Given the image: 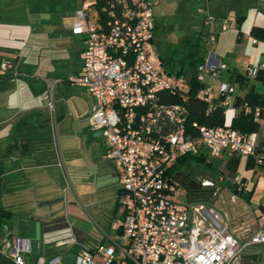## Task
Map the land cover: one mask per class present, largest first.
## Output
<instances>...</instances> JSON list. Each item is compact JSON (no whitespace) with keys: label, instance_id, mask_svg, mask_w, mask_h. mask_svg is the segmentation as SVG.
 <instances>
[{"label":"built area","instance_id":"obj_1","mask_svg":"<svg viewBox=\"0 0 264 264\" xmlns=\"http://www.w3.org/2000/svg\"><path fill=\"white\" fill-rule=\"evenodd\" d=\"M154 1L81 0L74 10L71 31L83 33L85 44L81 71L69 81L83 86L94 99L89 125L105 140L103 156L117 166L119 215L102 229L100 239L82 243L72 259L63 261L55 254L48 264H229L251 244L264 245V227L240 238L217 207L176 199L182 185L175 164L182 155L218 156L227 151L264 164V141L258 140L257 130L241 131L225 122L193 121L187 132L184 100L193 70L188 77L172 74L152 60ZM204 11L207 42L212 44L229 22ZM9 65L0 63L4 70ZM225 67L212 49L196 63L194 73L201 83L196 96L208 109L216 103L232 104L235 83L220 81L214 89L207 80L218 78ZM245 70L250 77L259 72L264 77V63H248ZM165 92L179 98L167 101ZM243 106L259 120V106ZM234 183L237 190L245 187L238 175ZM2 229V249L19 264H28L23 254L29 251L28 238L9 237L6 224ZM58 242L71 243L74 237Z\"/></svg>","mask_w":264,"mask_h":264},{"label":"crops","instance_id":"obj_2","mask_svg":"<svg viewBox=\"0 0 264 264\" xmlns=\"http://www.w3.org/2000/svg\"><path fill=\"white\" fill-rule=\"evenodd\" d=\"M158 1V13L165 18L163 22L169 20L171 13H179V17L173 20V25H178V28L185 26L188 31L194 32L197 38L193 45L196 47L194 50L199 52L198 57L203 58L208 50L212 49L217 58L226 64L225 68L219 69L218 78L207 79L214 89L220 81H228L236 84V94H243L250 86L264 93V89L254 80L249 78L244 81L242 76L244 82L241 81L237 67L230 65L232 62L237 64L234 54L245 53L250 39L253 44L262 41L258 48L261 50L259 61L260 64L263 63L264 0ZM80 4L81 0H0V63L7 61L10 64L6 70L0 67V222L9 224V237L21 235L28 238L29 251L23 254L29 264H48L50 257L59 254L56 250L67 244L80 247L82 243L92 242L86 243L88 229L78 225L77 219L72 221L70 209L64 204L66 199L59 187L63 177L72 187L70 173L74 178L73 167L77 166L78 158L73 148L78 141L75 136L77 131L72 129L77 121L75 113L82 114L88 126V117L94 102L92 95L83 86L69 81V76L78 74L82 67L81 50L85 37L83 33L71 31L75 18L74 10ZM199 7L203 9L199 10ZM204 9L218 19L226 17L229 26L217 33L212 44L207 42L205 34L206 47H203L204 50L200 53L202 46L199 40L202 31L205 28L207 32L209 30L208 25L204 23ZM248 14L251 16L250 24L243 22ZM154 15L156 19L158 15L155 8ZM241 23H244L245 31L240 30ZM159 24L160 21L156 20V26ZM253 38L256 40L253 41ZM251 49L249 50H258L254 46ZM260 79L264 83V77ZM45 86L53 91L56 89V92H53L56 98L53 106H50L46 99ZM70 92L73 94L68 96L67 93ZM55 106L59 124L63 128L61 138L57 135L50 137L49 134V115L51 109L55 110ZM236 111L235 105L226 106L224 122L230 123ZM260 119L261 117L257 137L258 140L264 141V129ZM92 131L94 132H91V135L95 138L90 136V130L87 131L90 159L85 162L94 164L97 168L96 173L101 178L97 182L98 186H103L105 192L113 193L112 219L115 213L119 215V205L118 208L115 207L119 193L117 166L113 160L103 156V136L96 130ZM224 153L229 152L224 151L220 155ZM229 155L241 158V155L236 153ZM248 162L252 163L249 158L247 164ZM64 163L68 164L70 171L62 168ZM217 176V180H222L220 175ZM246 177L244 174L241 180L244 181ZM262 178L260 175L257 184L261 181L263 187ZM228 186L233 192L229 202H239V197L251 200L257 188L255 183L250 192H245L248 187L246 182V187L242 190H237L235 183L234 188L232 185ZM72 190L74 192V188ZM220 202L222 203L213 206L225 214L230 231L237 237H248L264 227V220L253 219L249 212L230 216L229 208L226 209L224 205V202L228 201L221 199ZM2 209L8 211L1 213ZM36 222H39L40 228L38 237ZM66 236H73L76 241L58 242ZM52 251L54 253H51L53 255L47 261L42 258V252ZM242 253L247 254V259H252L251 254L257 258L258 254L264 253V245L253 243Z\"/></svg>","mask_w":264,"mask_h":264},{"label":"rangeland","instance_id":"obj_3","mask_svg":"<svg viewBox=\"0 0 264 264\" xmlns=\"http://www.w3.org/2000/svg\"><path fill=\"white\" fill-rule=\"evenodd\" d=\"M159 1L157 0L154 4L153 10L155 8V12L158 17L156 20L160 21V24L155 27V34L153 37L152 49L154 51V56L152 60L161 64V67L172 73L176 74L177 72L183 73L184 76L188 77L191 74L192 65L190 64L189 58L186 56L189 53L194 52L193 43L196 41V35L194 32L188 31L185 26H177L173 25V20L179 17V13H171L169 15V20L167 22H163L165 19L162 14L158 13ZM168 19V18H167ZM234 19H232L233 21ZM251 16H247L246 21L250 24ZM162 22V23H161ZM237 29V27H235ZM238 30V29H237ZM240 30L245 31L244 23L240 24ZM207 33L206 28L202 31V36L200 37L199 43L202 46L200 47V53L202 49L206 47V37ZM252 36V34H251ZM259 38L257 35H255ZM262 41L259 40L257 44H253L251 39L249 40V46L246 49V52L238 53L236 52L235 57H237V64L231 63L230 65L236 66V71L239 76H243L246 79H252L254 82H257L259 87L264 89V83L261 81L260 77L254 76L250 77L245 70L246 64H260L259 61L261 59V50L258 48L261 46ZM252 46L256 47L258 50L251 51ZM204 47V48H203ZM251 47V48H249ZM251 49V50H249ZM199 53V52H198ZM197 53V54H198ZM162 59V60H161ZM264 63V58L262 59ZM231 66V68L233 67ZM76 74V73H74ZM44 92L46 93L50 106L54 105V100L56 98L53 95V92H56V89L53 91L48 87H44ZM43 91V90H42ZM71 93L67 95L71 96ZM66 95V96H67ZM66 98V97H65ZM47 101V100H46ZM54 111V112H53ZM51 115H49V134L50 137L57 135L61 138V134L63 133V128L60 126V119L58 118V111L55 106V110L51 109ZM75 113V112H74ZM77 117L76 129L77 135L76 138V146L73 148L76 150L77 166L73 167L75 170L74 178L71 175L72 184L70 187L63 177L60 183L61 194L66 199V206L70 209V217H72V221L77 219V224L82 225V227L88 229L87 232V240L86 243L90 241L98 240L102 237V229L106 230L108 223L111 219V211L113 208V193L105 192L103 186H98L97 182L101 179L96 173V167L94 164H87L86 162L90 159L89 154V140L87 136H89L88 132L90 130L93 133L92 129L87 126L86 119L84 116L78 115L75 113ZM261 126L264 129V117L260 119ZM70 129V128H69ZM73 133V132H71ZM74 136V137H75ZM95 138V137H93ZM61 140V139H60ZM237 156V155H235ZM97 157V156H96ZM99 157V156H98ZM97 157V158H98ZM86 161V162H85ZM212 163L218 170V174L222 177V180H217L215 178L216 184L218 186L215 193H213L209 200L203 202V205H218L221 204V199L227 200L228 202H224L225 208L228 209L230 216L240 215L246 212H249L253 219H261L264 220V186L257 184V180L261 175L264 180V164H256V165H248L247 158L245 155H241V158L235 161L234 157H231L229 153H224L220 156H211L208 153L205 155L204 159L189 157L181 165L178 167L179 171H187L189 173H201L203 176L212 177V167L210 166ZM63 169L66 171H70L68 164H63ZM246 174V178L244 182L248 185L246 187L245 192H250L256 183V189L254 191L253 198L251 200L245 199L243 197H239V202L231 201L229 202L230 194L233 193L228 185L234 184V177L238 175V178L241 179L242 176ZM69 176V177H70ZM113 176V175H112ZM114 177V176H113ZM114 181V180H113ZM230 183V184H229ZM116 184V183H115ZM176 199L182 203L186 202V194L184 188L181 186V189L178 194H176ZM70 203V204H69ZM20 237H22L20 235ZM74 241L76 238L74 237ZM79 248L76 244H67L64 247L58 248L56 252H58L63 261L72 259L74 257L75 251ZM52 252H42V258L47 261V259L53 255ZM32 256V253L29 254ZM33 263V261H32Z\"/></svg>","mask_w":264,"mask_h":264},{"label":"trees","instance_id":"obj_4","mask_svg":"<svg viewBox=\"0 0 264 264\" xmlns=\"http://www.w3.org/2000/svg\"><path fill=\"white\" fill-rule=\"evenodd\" d=\"M99 1L101 2L103 0H99ZM251 31L252 33H254V28H252ZM186 56L189 58L190 64L192 65V70H193V74L190 78L189 88L186 90V97L184 100V103L187 109L186 118H185V125H186L187 132L192 131L193 121H197L199 123H204L207 125L223 124L225 106L221 103H216L215 106L208 109L207 102L196 96V90L201 86V83L196 79L194 72H195L196 63L198 61H201L202 58L197 56V50H194V52L189 53ZM257 77H263L262 73L259 72L257 74ZM242 78L243 77L240 76L241 81H243ZM243 79L245 81L246 77ZM164 97L167 99V101H173L179 98V94L171 95V93L165 92ZM244 103H247L252 108L256 105L259 106L260 107V117H264V93L258 92L254 90L253 86H250L243 94H236V93L234 94V97L232 99V105H235L237 107V111L233 115L231 122L229 124L241 131L258 130L259 120H255L253 118L252 111H244V108H243ZM189 157L204 159L205 155L197 154V153L184 154L179 158V160L175 164V167L178 168L181 165V163L184 162ZM231 157H234L235 161L238 160V156L231 155ZM209 164H211L210 166L216 172H218L217 168L213 166L212 163H209ZM248 165L253 166L254 163L248 162ZM231 185H232V188H234L233 187L234 184H231ZM118 203L119 202L117 201L116 206H115L116 208H118L117 207L119 205ZM6 211L8 210L2 209L1 213H4ZM116 216L117 215L115 213L114 218ZM6 225L9 226V224H6ZM2 227H3V223L0 222V237L2 234H4ZM9 236L11 235L9 234ZM0 264H19L16 261V259L8 253V251H5L2 249L1 243H0Z\"/></svg>","mask_w":264,"mask_h":264},{"label":"water","instance_id":"obj_5","mask_svg":"<svg viewBox=\"0 0 264 264\" xmlns=\"http://www.w3.org/2000/svg\"><path fill=\"white\" fill-rule=\"evenodd\" d=\"M194 184L199 188V190H194L193 189V187H194L193 185ZM197 187H195V188H197ZM208 187H210V186L202 185V184L198 185V183L197 184L194 183V179H192V178L187 180L186 184L184 185V188L186 190V202L187 203H198V204H201V203L207 201L209 196L212 193L211 190L208 191V193L206 194V197L203 198V199L194 198V197L190 198V195H195L194 192H196V191H198V192H196V194L197 193L198 194L199 193H205L204 192L205 188H208ZM39 233H40L39 222H36V236L37 237L39 236ZM245 256H247V254L240 253L237 257L232 259V261L229 264H264V253L258 254L257 258L254 257L256 255L251 254L252 259H247V258H245Z\"/></svg>","mask_w":264,"mask_h":264},{"label":"flooded vegetation","instance_id":"obj_6","mask_svg":"<svg viewBox=\"0 0 264 264\" xmlns=\"http://www.w3.org/2000/svg\"><path fill=\"white\" fill-rule=\"evenodd\" d=\"M154 34H155V32H154ZM216 176H217V173L214 172L213 169H212V177L203 176L201 173H189L187 171H181L180 180H181V185L183 188H184V185L186 184L187 180H189L191 178L194 179V183H196V184L198 183V185L202 184V185L210 186L208 188H205V191H204L205 193H199V194L197 193L196 194V192H198V191H196V192H194L195 195H190V198L194 197V198L203 199L206 197V194L208 193L209 190L212 191L211 195L216 192V190L218 188V186L215 182ZM193 186H194L193 187L194 190H199V188L195 184ZM195 187H197V188H195ZM184 190H185V188H184ZM185 194H186V190H185ZM210 196H209V198H210ZM209 198H208V200H209Z\"/></svg>","mask_w":264,"mask_h":264}]
</instances>
